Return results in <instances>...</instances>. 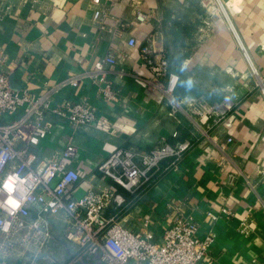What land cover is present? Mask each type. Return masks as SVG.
<instances>
[{"label": "crops", "instance_id": "0c3cea01", "mask_svg": "<svg viewBox=\"0 0 264 264\" xmlns=\"http://www.w3.org/2000/svg\"><path fill=\"white\" fill-rule=\"evenodd\" d=\"M129 1L118 0L108 10L105 0L103 6L126 22L133 16ZM136 1L152 16L138 25L116 26L109 35L93 21L90 0H0V47L8 57L4 70L14 89L40 94L91 68L110 51L119 59L108 73L118 100L102 98L101 83L90 79L64 87L53 97L55 107L86 98L107 126L74 127L49 111L50 133L39 151L49 155L72 142L81 174L77 195L114 187L126 200L106 213L117 215L126 227L152 231L159 238L178 217H192L201 237L209 231L215 234L201 264H254L264 251V0H223L236 34L223 14L207 9L205 0ZM105 21L113 24L108 17ZM150 33L180 76L175 113L171 99L149 90L139 78L150 72L139 48L128 44L130 36L141 43ZM120 68L130 75L121 77ZM186 98L212 103L227 113L225 121L214 126L211 119L193 113ZM227 137L232 141L222 147ZM162 141L191 143L175 167L172 158L164 159L136 193L98 173V165L115 148L149 150ZM224 207L231 212L224 213ZM245 216L255 227L250 235L239 231ZM50 220L54 239L34 264H64L73 257L63 237L64 214ZM19 254H0V264H22ZM78 264L99 261L85 257Z\"/></svg>", "mask_w": 264, "mask_h": 264}, {"label": "built area", "instance_id": "2783aa9c", "mask_svg": "<svg viewBox=\"0 0 264 264\" xmlns=\"http://www.w3.org/2000/svg\"><path fill=\"white\" fill-rule=\"evenodd\" d=\"M90 1L94 5L93 21L109 35L116 26L138 25L152 16L136 0H130L127 4L133 7V16L123 22L106 11L105 0ZM117 1L107 0L108 10ZM221 4L222 8H219ZM205 5L209 11L223 14L236 34L223 0H208ZM106 17L112 20V25L105 23ZM128 44L139 48L142 63L150 72L149 76L139 78L149 90L160 91L171 99V113H175L180 104L174 97L180 76L170 68L166 50L156 44L152 33L141 43L130 36ZM7 59L5 50L0 47V254L19 252L22 264H34L33 261L43 255L54 239L50 218L64 214L63 237L73 251V257L64 264H78L85 257L95 258L99 264H201L215 234L209 231L201 237L198 224L192 217H178L159 238L152 231H134L117 215L106 213L110 206H122L126 200L114 187L101 186L77 195L81 174L75 166L78 149L72 142L49 155L43 156L39 151L42 141L50 133V124L46 121L49 111L74 127L107 126V120L86 98L55 107L53 97L64 87L90 79L101 83L102 98L118 100L119 95L108 79L110 67L119 62L116 54L110 51L97 59L91 68L69 75L40 94L11 86L9 73L4 70ZM253 69L257 73L256 68ZM118 73L121 77L130 75L125 68H120ZM261 86L264 93L263 82ZM187 101L193 113L211 119L214 126L220 125L227 117L226 112L202 98H188ZM173 136L177 137L178 132L174 131ZM231 141L232 137H227L222 147ZM189 146V141L175 145L162 141L149 150L117 147L97 170L119 187L136 193L151 180L152 173L159 169L164 159L172 158L171 165L175 167ZM9 183L10 190L6 187ZM10 200L15 204L9 203ZM223 212L229 214L231 211L224 207ZM239 231L244 235L255 232L249 216L241 220ZM253 263L264 264V251Z\"/></svg>", "mask_w": 264, "mask_h": 264}, {"label": "clouds", "instance_id": "9594fccd", "mask_svg": "<svg viewBox=\"0 0 264 264\" xmlns=\"http://www.w3.org/2000/svg\"><path fill=\"white\" fill-rule=\"evenodd\" d=\"M6 187H8L9 188V190L11 189V184L9 183L8 185H6ZM9 203H12V204H15V202L14 201H9Z\"/></svg>", "mask_w": 264, "mask_h": 264}, {"label": "trees", "instance_id": "16d2710c", "mask_svg": "<svg viewBox=\"0 0 264 264\" xmlns=\"http://www.w3.org/2000/svg\"><path fill=\"white\" fill-rule=\"evenodd\" d=\"M190 143H191V142H190ZM156 171H158V170L156 169L155 172H156ZM154 176H155V175H154ZM152 177H153V173H152V175H151V179H152Z\"/></svg>", "mask_w": 264, "mask_h": 264}, {"label": "rangeland", "instance_id": "374dc122", "mask_svg": "<svg viewBox=\"0 0 264 264\" xmlns=\"http://www.w3.org/2000/svg\"><path fill=\"white\" fill-rule=\"evenodd\" d=\"M208 0H205V2L204 3H206ZM206 6V5H205ZM259 80V79H258ZM261 84V83H260ZM262 87V86H261ZM262 89V88H261Z\"/></svg>", "mask_w": 264, "mask_h": 264}, {"label": "bare ground", "instance_id": "6f19581e", "mask_svg": "<svg viewBox=\"0 0 264 264\" xmlns=\"http://www.w3.org/2000/svg\"><path fill=\"white\" fill-rule=\"evenodd\" d=\"M219 8H222V4L219 6Z\"/></svg>", "mask_w": 264, "mask_h": 264}, {"label": "water", "instance_id": "95a60500", "mask_svg": "<svg viewBox=\"0 0 264 264\" xmlns=\"http://www.w3.org/2000/svg\"><path fill=\"white\" fill-rule=\"evenodd\" d=\"M187 100V99H186Z\"/></svg>", "mask_w": 264, "mask_h": 264}]
</instances>
